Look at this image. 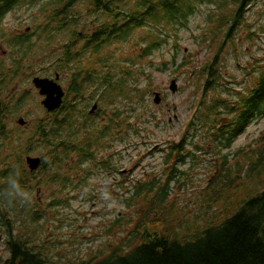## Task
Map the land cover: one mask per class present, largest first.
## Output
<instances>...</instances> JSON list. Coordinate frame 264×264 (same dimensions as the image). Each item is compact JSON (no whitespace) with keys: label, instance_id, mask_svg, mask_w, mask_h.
<instances>
[{"label":"trees","instance_id":"obj_1","mask_svg":"<svg viewBox=\"0 0 264 264\" xmlns=\"http://www.w3.org/2000/svg\"><path fill=\"white\" fill-rule=\"evenodd\" d=\"M37 1L0 0V25L15 8L27 2L37 5ZM255 1L45 0L36 13L37 18H42L35 22L37 33L0 35V40L6 39L9 50L6 60H0V225L5 229L8 252L0 264H48L41 247L35 248L27 239L12 235L7 219L11 218L10 213L22 212L26 200L42 185L58 184L63 190L78 178L83 184L86 176L78 170L86 162L100 160L96 158L97 151L110 127L97 128L89 122L91 118L84 110L78 108L77 101L85 100L84 92L95 90L98 103L104 105L116 101L132 103L139 93L138 85L132 81L136 60L159 50L167 39L166 33L186 28L199 4L214 7L212 13L225 27L224 38H229ZM79 6L83 7V14ZM82 16L91 19L81 23L78 19ZM52 24L55 29L49 28ZM77 26H81L80 32L76 31ZM63 33L66 40L57 44L58 54L52 63L54 71L68 74L69 86L61 107L50 113L55 118L36 119L29 128V135L22 143L26 151L45 146L47 152L41 157L39 170L27 172L21 159L15 156L21 142L14 139L2 118L6 113L13 117L25 108L27 95L19 92L17 79L39 72L33 64L39 52L36 49L39 39L43 38L48 45ZM117 44H128L132 55L117 61L103 53ZM222 45L220 42L212 59L196 71V92L200 94L181 138L172 141L165 151L163 161L168 168L165 183L159 186L152 179L132 186L126 206L129 211H138L134 242L128 243L125 252L113 249L100 259L78 264H264V136L257 149L242 155L241 163L231 164L229 154L215 159L217 174L212 175L205 187L206 211L235 207L229 215L218 223L206 224L181 241L169 227V222L176 218H167L173 202L167 197L170 182L175 180L177 190L183 186L176 175L191 158L192 150H209L213 155L228 150L251 120L264 117V61L255 64L253 71L246 70L249 79L246 87L231 94V98L223 97L227 93L222 89L218 57ZM112 110L114 120H118V109ZM100 111L98 106L96 114ZM79 119L85 121L81 133L76 129ZM66 127L69 131L65 134ZM110 159L107 157L104 165L113 167ZM233 173L239 174L233 176ZM10 181H15L19 189L12 188Z\"/></svg>","mask_w":264,"mask_h":264},{"label":"rangeland","instance_id":"obj_2","mask_svg":"<svg viewBox=\"0 0 264 264\" xmlns=\"http://www.w3.org/2000/svg\"><path fill=\"white\" fill-rule=\"evenodd\" d=\"M44 1L38 0L37 5L27 2L7 14L0 25V35L37 33L39 29L35 22L42 18H37L36 13ZM78 9L83 14V7L79 6ZM212 11L214 7L211 4H199L186 28L166 33L167 39L159 50L136 60L137 65L132 68V81L138 85L139 93L132 103H98V92L94 93L93 89L84 92L85 100L77 101L78 108L87 115L91 106L97 103L101 111L88 115L91 118L89 122L99 129L106 125L110 127L102 141L103 146L97 151L96 158L100 160L86 162L78 170L86 176L83 184L78 178L63 190L58 184L42 185L26 200L22 212L10 213L11 218L7 219L12 235L27 239L35 248L41 247L48 264H78L100 259L113 249L127 251L128 243L134 242L133 228L138 211H129L126 200L136 182L142 184L156 179L159 186L165 183L168 168L163 157L167 147L173 144L172 141L175 143L181 138L192 117L200 94L196 92V71L201 64L212 59L221 42L219 67L222 89L227 93L223 97L231 98V94L247 86L249 79L246 70L253 71L255 64L264 61V0H256L249 6L243 20L229 38H224L225 27ZM86 19L91 18L82 16L78 21L83 23ZM49 28L55 29V25ZM80 30L81 26H77L76 31ZM56 33L54 31L53 35ZM42 39H39L36 47L38 55L33 59L39 72L17 79L19 92L27 95L25 108L13 117L6 113L2 118V123L12 131L14 139L21 142V148L16 149L15 156L21 159L27 172L25 157L41 158L47 152L45 146L26 151V145L22 143L29 135V128L36 119L55 118L41 106L43 96L38 94L31 80L33 77L53 79L55 73H59V85L63 90L69 86L68 74L54 71L52 63L58 54L57 44L66 40V34L54 37L48 45ZM8 53L6 39L0 40V60H6ZM103 53L117 61L132 55L128 44L113 45ZM137 69L143 74H138ZM171 80H175L178 86L175 94L168 91ZM155 92L161 95L160 105L153 103ZM112 109H118V120H114ZM19 118L24 119V126L17 123ZM83 124V119L76 121L78 133L83 132ZM68 131L66 127L65 134ZM263 136L264 117H261L251 120L228 150L215 155L210 154L209 150H192L191 158L179 168L180 172L176 175L183 186L177 190L175 180L171 181V191L167 195L173 200L167 218H176L169 222V227L180 241L206 224L220 222L232 212L233 207L228 211L217 210V207L213 211H206L205 187L212 175L217 174L215 159L229 154L227 158L231 164L234 165L236 161L241 163L242 155L257 149ZM107 157H111L113 167L104 165ZM245 165L242 169L246 171ZM238 174L233 173V176ZM142 209H145L144 205ZM6 239L5 229L0 225V261L8 257Z\"/></svg>","mask_w":264,"mask_h":264},{"label":"water","instance_id":"obj_3","mask_svg":"<svg viewBox=\"0 0 264 264\" xmlns=\"http://www.w3.org/2000/svg\"><path fill=\"white\" fill-rule=\"evenodd\" d=\"M59 75L55 74L53 79L49 78H41V77H33L31 82L32 85L38 90V94L43 96V100L41 101V106L45 109L47 113L54 112L58 110L62 104V100L64 97V90L58 84ZM177 85L175 80H171L168 86V91L172 94L177 92ZM153 103L155 105H159L161 103V97L159 93H154L153 95ZM97 109V105L94 104L89 114H93ZM0 112H1V103H0ZM17 123L20 126L25 124L22 118H19ZM25 164L29 172L36 171L41 165V159L39 157H25Z\"/></svg>","mask_w":264,"mask_h":264},{"label":"clouds","instance_id":"obj_4","mask_svg":"<svg viewBox=\"0 0 264 264\" xmlns=\"http://www.w3.org/2000/svg\"><path fill=\"white\" fill-rule=\"evenodd\" d=\"M10 185L14 189H17V190L19 189V185L15 181H10Z\"/></svg>","mask_w":264,"mask_h":264},{"label":"flooded vegetation","instance_id":"obj_5","mask_svg":"<svg viewBox=\"0 0 264 264\" xmlns=\"http://www.w3.org/2000/svg\"><path fill=\"white\" fill-rule=\"evenodd\" d=\"M3 260H5V259H3Z\"/></svg>","mask_w":264,"mask_h":264},{"label":"bare ground","instance_id":"obj_6","mask_svg":"<svg viewBox=\"0 0 264 264\" xmlns=\"http://www.w3.org/2000/svg\"><path fill=\"white\" fill-rule=\"evenodd\" d=\"M148 84V83H147Z\"/></svg>","mask_w":264,"mask_h":264}]
</instances>
